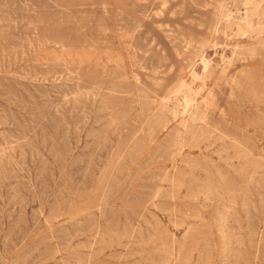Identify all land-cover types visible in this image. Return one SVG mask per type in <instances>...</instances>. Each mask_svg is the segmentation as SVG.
Here are the masks:
<instances>
[{
    "label": "rangeland",
    "instance_id": "1",
    "mask_svg": "<svg viewBox=\"0 0 264 264\" xmlns=\"http://www.w3.org/2000/svg\"><path fill=\"white\" fill-rule=\"evenodd\" d=\"M244 3L0 0V264H264V0ZM218 21L190 85L228 136L178 116L122 147Z\"/></svg>",
    "mask_w": 264,
    "mask_h": 264
},
{
    "label": "bare ground",
    "instance_id": "2",
    "mask_svg": "<svg viewBox=\"0 0 264 264\" xmlns=\"http://www.w3.org/2000/svg\"><path fill=\"white\" fill-rule=\"evenodd\" d=\"M254 0H252L253 2ZM256 2V1H255ZM251 3V4H255ZM260 2V1H259ZM246 3V0H245ZM244 3V5H245ZM247 9V7H246ZM226 11V10H225ZM247 11V10H246ZM245 12V11H244ZM258 12V11H257ZM256 13V12H255ZM243 14V13H242ZM248 14V13H247ZM232 10H227L224 14L226 23L228 24L230 18L232 17ZM249 16V15H248ZM247 16V17H248ZM254 17V16H253ZM244 18V17H243ZM249 18V17H248ZM262 18V17H260ZM82 19V18H81ZM241 19V18H240ZM246 20V19H244ZM260 20V19H259ZM249 21V20H248ZM205 22V21H204ZM252 22V21H251ZM250 22V23H251ZM203 23V22H202ZM249 23V24H250ZM263 23V22H262ZM208 24V22H207ZM244 24V23H241ZM259 24V23H258ZM219 21L215 23L214 25L207 26L208 30H210V36L208 38H199L194 41L193 48L191 49L192 56L189 59V62L187 61L184 65L181 61L179 63L173 64L172 63V69L171 72L174 73L173 79L165 84V90L164 93L159 97V100H156V95L153 96V101L156 102V106L154 108H151L148 113H146L144 117V123H141L138 125L137 128L133 130L129 138L127 139V142L123 144L122 147L127 145L129 141L134 140L139 133H142L144 130V124L152 122L154 126H159L160 128L167 127L168 124L173 120L177 119L178 116H181L180 119L176 122L178 126H175V132L182 136H184L185 133L189 134L192 133L195 134L198 129H200V132L202 131H208L212 132L213 130L220 134H224V132L221 131V129L218 126H215L213 124L214 117H212L208 112V105L211 102L208 98H203L201 101H198L196 98V95L198 91H196L190 83L194 81L195 79H200L204 81L207 77H209L215 70V66L213 65V60L211 57H207L203 53V48L205 46H216L218 44V41L216 39L215 34L219 31ZM237 25V24H236ZM240 25V24H239ZM237 25V26H239ZM262 25V24H261ZM264 25V24H263ZM262 25V26H263ZM206 26V24H205ZM243 27V25L241 26ZM256 27V26H255ZM226 28H230L229 25H227ZM251 28V27H250ZM232 31H234V34H239L237 28H231ZM241 29V28H240ZM261 29V27H260ZM264 29V28H263ZM32 31V30H31ZM245 31V30H244ZM252 31V30H251ZM172 33V32H170ZM34 34V33H33ZM169 34V32H168ZM190 34V33H189ZM121 35V34H120ZM85 36V35H84ZM99 36V35H98ZM128 36V35H127ZM243 37V36H242ZM30 38V37H29ZM33 38V37H32ZM85 38V37H84ZM185 38V37H184ZM28 40V38H27ZM47 40V39H46ZM187 40V38H186ZM261 40V39H260ZM29 41V40H28ZM264 41V38H263ZM30 42V41H29ZM185 42V41H184ZM262 42V41H261ZM55 43V42H54ZM125 43V42H123ZM131 43V42H130ZM190 43V42H189ZM41 44V43H40ZM60 44V43H59ZM127 44V43H126ZM96 45V44H95ZM94 45V46H95ZM133 45V44H132ZM182 45V44H181ZM41 46V45H40ZM187 46V45H186ZM237 46V45H236ZM188 47V46H187ZM34 48V47H33ZM52 48V47H51ZM186 49V48H185ZM251 50V49H250ZM248 51V50H247ZM234 49H231V53L233 54ZM255 52V50H254ZM121 53V52H120ZM197 56V57H194ZM219 57L222 59V61H225L227 64L231 62V56H227L223 52L219 53ZM110 59V58H109ZM201 64L202 69L198 70L196 68L197 62ZM69 64V63H68ZM81 64V63H80ZM98 65V64H97ZM117 65V64H116ZM104 66V65H103ZM102 66V67H103ZM124 66V65H123ZM133 66V65H132ZM122 67V66H121ZM227 65H224L221 67L217 74V79L224 78L227 82H229V78L227 75H225ZM247 67V66H246ZM135 68V67H134ZM134 73V72H132ZM184 73H187V76L190 78L188 81L187 76H183ZM225 76V77H224ZM138 77V76H137ZM187 77V78H186ZM136 81H138L136 79ZM150 87V86H149ZM151 88V87H150ZM209 101V102H208ZM212 125L213 129H210L208 126ZM153 126V127H154ZM208 127V128H207ZM153 129V128H152ZM154 130V129H153ZM152 130V131H153ZM149 132V131H148ZM173 133V132H172ZM222 136V135H221ZM224 136H228L224 134ZM231 136V135H230ZM229 136V137H230ZM177 137V136H176ZM150 138V137H149ZM154 138V137H153ZM179 138V137H178ZM177 138V139H178ZM125 139V138H124ZM180 139V138H179ZM223 139V138H222ZM230 139V138H229ZM183 141V139H181ZM231 140L233 143L237 145L238 141L231 137ZM181 141V142H182ZM144 142V141H143ZM231 142V143H232ZM136 143V142H134ZM133 143V144H134ZM225 144V143H224ZM135 146V145H134ZM182 147V146H180ZM226 148V147H225ZM234 148V146H233ZM224 149V148H223ZM248 149V148H247ZM178 150V149H177ZM180 150V149H179ZM241 150V149H240ZM239 150V151H240ZM250 151V150H249ZM179 152V151H178ZM243 152V151H242ZM177 153V152H175ZM229 153V152H228ZM245 154V153H244ZM237 155V154H236ZM253 155V154H252ZM206 156V155H205ZM239 156V155H237ZM245 157V156H244ZM238 158V157H237ZM174 160V159H173ZM185 162V161H184ZM190 164V163H189ZM173 165V164H172ZM253 166V165H252ZM168 169V168H167ZM239 169V168H237ZM236 169V170H237ZM242 170V169H241ZM243 170H245L243 168ZM177 171V170H175ZM174 171V172H175ZM247 172V171H245ZM244 172V173H245ZM254 172V171H253ZM251 173V172H250ZM167 177V176H166ZM176 178V177H175ZM249 178V177H248ZM252 178V177H251ZM253 178L252 180H254ZM250 180V178H249ZM174 182V181H173ZM178 182V181H177ZM254 182V181H253ZM179 186V185H178ZM173 187V186H172ZM219 189V188H217ZM221 189V188H220ZM232 193V192H230ZM223 194V193H222ZM221 196V195H220ZM225 197V196H224ZM229 200V199H228ZM220 201V200H219ZM154 203V202H153ZM155 204V203H154ZM223 205V204H222ZM225 205V203H224ZM222 212V211H220ZM228 216V215H227ZM227 219V217H225ZM224 225V224H223ZM226 227V226H225ZM227 229V228H226ZM194 231V230H193ZM227 234V233H226ZM203 237V236H202ZM201 238V237H200ZM174 239V238H173ZM172 239V240H173ZM171 240V239H170ZM196 240V239H195ZM174 242V240H173ZM259 245V244H258ZM257 245V246H258ZM168 247V246H167ZM195 247H193L194 249ZM170 250V249H169ZM166 251V249H165ZM164 251V252H165ZM166 256V255H165ZM166 260V259H165Z\"/></svg>",
    "mask_w": 264,
    "mask_h": 264
}]
</instances>
